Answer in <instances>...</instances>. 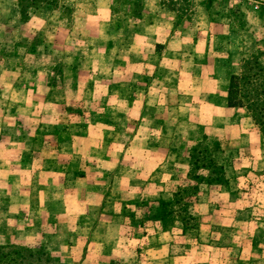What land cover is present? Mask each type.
<instances>
[{
    "label": "rangeland",
    "instance_id": "1",
    "mask_svg": "<svg viewBox=\"0 0 264 264\" xmlns=\"http://www.w3.org/2000/svg\"><path fill=\"white\" fill-rule=\"evenodd\" d=\"M49 1L0 0V247L140 264L158 232L264 244L259 135L218 94L241 56L264 65V0Z\"/></svg>",
    "mask_w": 264,
    "mask_h": 264
},
{
    "label": "trees",
    "instance_id": "2",
    "mask_svg": "<svg viewBox=\"0 0 264 264\" xmlns=\"http://www.w3.org/2000/svg\"><path fill=\"white\" fill-rule=\"evenodd\" d=\"M22 17H26L28 8L52 5L49 0H18ZM261 52L241 56L239 69L230 75L227 88V106L243 109L256 127L260 147L264 153V65L261 62ZM218 144H214L217 147ZM212 151L203 144H197L190 155L193 168L200 165L203 170L216 172V163ZM198 177V176H197ZM215 182L220 180L216 178ZM218 184V183H217ZM0 264H65L55 259L43 249L33 251L23 246L0 247Z\"/></svg>",
    "mask_w": 264,
    "mask_h": 264
},
{
    "label": "crops",
    "instance_id": "3",
    "mask_svg": "<svg viewBox=\"0 0 264 264\" xmlns=\"http://www.w3.org/2000/svg\"><path fill=\"white\" fill-rule=\"evenodd\" d=\"M226 90L224 86L220 91L221 94L220 92L218 93L219 98H221V106L226 108V111L229 113H235L236 111L243 112V109L229 108L227 106L226 93H224ZM166 163L161 164L158 168H165ZM248 213L249 210H239L236 211L234 217L236 219L244 217L246 222H249L248 227L257 229L261 223L257 222L255 216H249L248 219ZM114 218L116 219V217ZM114 222L116 223V220ZM155 238L158 240V243L149 244L146 247L147 251L145 253L147 255L143 256L140 264H264V244H253L251 238L247 239V243L245 244H198L197 246L178 244L174 240L175 238H173V233H170V231L164 233L158 232ZM242 239L246 241L244 236ZM89 241L88 247L91 259L93 261L100 260L101 258L104 259V257L100 256L101 253L98 256V252L102 249V244H95L98 241L93 239H89ZM113 245L112 249L114 248ZM104 247L110 248L109 244H106ZM108 256L105 259V264H111V260L116 259L112 255ZM122 259L125 262L124 256Z\"/></svg>",
    "mask_w": 264,
    "mask_h": 264
}]
</instances>
